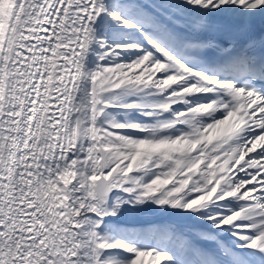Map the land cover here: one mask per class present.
Wrapping results in <instances>:
<instances>
[{"label":"snow or ice","instance_id":"snow-or-ice-1","mask_svg":"<svg viewBox=\"0 0 264 264\" xmlns=\"http://www.w3.org/2000/svg\"><path fill=\"white\" fill-rule=\"evenodd\" d=\"M0 264H264V0H0Z\"/></svg>","mask_w":264,"mask_h":264}]
</instances>
